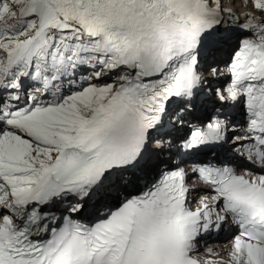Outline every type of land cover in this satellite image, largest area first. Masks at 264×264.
<instances>
[{
  "label": "snow or ice",
  "instance_id": "obj_1",
  "mask_svg": "<svg viewBox=\"0 0 264 264\" xmlns=\"http://www.w3.org/2000/svg\"><path fill=\"white\" fill-rule=\"evenodd\" d=\"M0 264H264V0H0Z\"/></svg>",
  "mask_w": 264,
  "mask_h": 264
}]
</instances>
